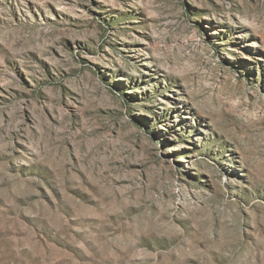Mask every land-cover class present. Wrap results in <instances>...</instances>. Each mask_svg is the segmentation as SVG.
<instances>
[{
  "label": "rangeland",
  "instance_id": "rangeland-1",
  "mask_svg": "<svg viewBox=\"0 0 264 264\" xmlns=\"http://www.w3.org/2000/svg\"><path fill=\"white\" fill-rule=\"evenodd\" d=\"M0 264H264V0H0Z\"/></svg>",
  "mask_w": 264,
  "mask_h": 264
}]
</instances>
